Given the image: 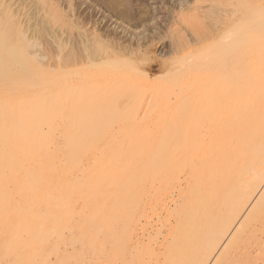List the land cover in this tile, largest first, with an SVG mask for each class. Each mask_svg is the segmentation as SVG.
<instances>
[{"label":"bare ground","instance_id":"1","mask_svg":"<svg viewBox=\"0 0 264 264\" xmlns=\"http://www.w3.org/2000/svg\"><path fill=\"white\" fill-rule=\"evenodd\" d=\"M236 1L225 36L156 81H43L37 54L10 39L27 35L0 19V264H143L147 246L128 248L140 208L133 196L146 187L138 181L175 191L157 204L175 215L161 234L167 264L264 263V4ZM143 88L156 119L105 129L102 116L130 117ZM211 216L215 230L200 232ZM196 231L203 241L189 258Z\"/></svg>","mask_w":264,"mask_h":264},{"label":"rangeland","instance_id":"2","mask_svg":"<svg viewBox=\"0 0 264 264\" xmlns=\"http://www.w3.org/2000/svg\"><path fill=\"white\" fill-rule=\"evenodd\" d=\"M261 1L264 4V0ZM227 2L223 3L219 0H0V19L6 26H10L11 30H20V32L22 30L27 35H24L26 36L24 39L28 41L20 38L18 40L14 36L16 33L12 31L11 34L14 37L10 39H13L26 55L37 54L40 64L47 73H44L43 81L58 77L60 74L65 76L68 83L74 84L84 75L98 76L99 78L95 77L96 79H100V76L103 79L105 75L137 79L144 73H148L156 81L166 77L167 74H173L174 69L178 70L180 57H190V60L195 48L205 46L213 38L225 36L226 16L232 13L231 9L237 5L236 0ZM239 14L237 9L230 16L235 21L239 18ZM195 20L202 22L203 30L197 29L193 23ZM230 22L233 21L230 19L228 23ZM149 96H151L150 91L145 89L134 106L129 98L121 99L123 105L133 106V114L124 119L114 117L118 119L117 121L113 118L110 119L111 121L109 118L102 120V116L103 127L108 131H115L129 127L131 123L142 125L154 121L156 112L153 113L151 111L154 110H150ZM43 128L46 129L47 125ZM108 182L109 180L106 183ZM138 182L142 185L146 184V187L143 185L145 189L140 188L141 196L138 191L137 195L133 196L137 201L139 198L140 208L138 207L139 210L137 209L134 214L136 219L135 224L133 223L134 232L131 230L132 239L128 248L129 250L143 249L146 246L149 248L147 251L150 252H146V247L143 253L138 249L143 257V264H167L166 260H163L166 242L161 234L168 233L169 223H174L175 215L171 214V216L170 209L164 208L167 213L161 205L157 204H160L162 199L168 200L172 194L175 195V191L173 189H166L167 192H164L165 189L156 191L148 187V182ZM147 187L151 190L148 191ZM209 197L210 195L208 198L202 196L201 199L204 198L203 200L207 201ZM125 199L127 201L132 198L126 196ZM212 216L215 215L212 214ZM212 216L211 223L204 221L202 226H199L200 232L204 231L208 234L207 230L210 227L211 230H215L213 228L218 221L213 220ZM117 223L118 227L123 226L122 220L121 223L120 220ZM199 231L194 232L188 240L190 245L187 250L190 249L187 256L189 258L198 251L200 241H203L199 236L202 233ZM152 234L155 235L153 239L150 238ZM206 234L202 237L207 236ZM203 239L205 240L206 237ZM248 239L251 238H246V241H242L243 243L239 242L246 246L252 244V239L249 242ZM135 242L138 243V247L135 246ZM239 242L237 246H241ZM69 248L67 245L68 250ZM138 263L135 261L134 264ZM141 263L142 261L139 264ZM260 263L264 264L259 260L257 264ZM87 264L100 263L91 259L87 261Z\"/></svg>","mask_w":264,"mask_h":264}]
</instances>
